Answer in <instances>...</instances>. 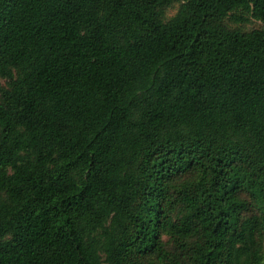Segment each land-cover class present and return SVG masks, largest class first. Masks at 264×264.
Here are the masks:
<instances>
[{
    "label": "trees",
    "instance_id": "trees-1",
    "mask_svg": "<svg viewBox=\"0 0 264 264\" xmlns=\"http://www.w3.org/2000/svg\"><path fill=\"white\" fill-rule=\"evenodd\" d=\"M264 0H0V264H264Z\"/></svg>",
    "mask_w": 264,
    "mask_h": 264
},
{
    "label": "rangeland",
    "instance_id": "rangeland-1",
    "mask_svg": "<svg viewBox=\"0 0 264 264\" xmlns=\"http://www.w3.org/2000/svg\"><path fill=\"white\" fill-rule=\"evenodd\" d=\"M263 26H264L263 23L253 20V22L249 25V28H260Z\"/></svg>",
    "mask_w": 264,
    "mask_h": 264
}]
</instances>
